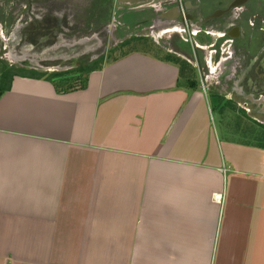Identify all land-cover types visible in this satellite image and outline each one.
I'll return each instance as SVG.
<instances>
[{"label": "crops", "instance_id": "0c3cea01", "mask_svg": "<svg viewBox=\"0 0 264 264\" xmlns=\"http://www.w3.org/2000/svg\"><path fill=\"white\" fill-rule=\"evenodd\" d=\"M261 12L235 18L254 61ZM173 49L106 60L84 89L16 69L0 97V264H264V99L233 57L209 54L202 74Z\"/></svg>", "mask_w": 264, "mask_h": 264}, {"label": "rangeland", "instance_id": "374dc122", "mask_svg": "<svg viewBox=\"0 0 264 264\" xmlns=\"http://www.w3.org/2000/svg\"><path fill=\"white\" fill-rule=\"evenodd\" d=\"M119 1L112 0L106 6L105 0H0V70L13 65L37 73L66 74L62 79L69 77L72 81L77 72L86 71L97 61L104 64L127 51L152 48L163 53L170 48L182 53L189 50L195 67L197 53L200 64L207 69L209 54L191 52L190 45L183 41L182 27L160 29L153 33L154 37L149 25L135 27L134 31L127 29L124 16L135 13L130 11L134 4ZM105 10L110 14L108 18ZM102 12L104 16L98 19ZM149 13L152 12L146 11L145 15ZM198 40L203 45L211 41L203 34ZM195 73L194 77L201 81L197 70ZM72 82L74 88L81 85L80 81ZM239 117L232 115L233 126L242 125Z\"/></svg>", "mask_w": 264, "mask_h": 264}, {"label": "flooded vegetation", "instance_id": "af4514ba", "mask_svg": "<svg viewBox=\"0 0 264 264\" xmlns=\"http://www.w3.org/2000/svg\"><path fill=\"white\" fill-rule=\"evenodd\" d=\"M110 3H106V6ZM153 3L158 4L159 7L157 10L151 8L149 10L152 12L151 14L145 15L148 10L134 13L135 16L139 15L137 17L139 21L134 24L135 27L149 25L153 37L155 36L153 33L160 29L182 27L183 41L186 45H190L192 52L197 50L198 53L203 51L212 54L211 58L216 63L219 62V56L222 53L229 55V58L233 57V61L238 64L239 69L246 70L245 81L247 87L255 93V98L257 100L264 99V0H155L150 2L151 5ZM235 4L242 5L232 8ZM254 7L263 11L253 15L247 25L249 30L257 31L260 36H263L258 51L261 55L256 61H254V57L250 58L251 49L256 42L253 34L247 32L246 34L242 23L235 21L237 10L245 8L249 11ZM129 16L127 19L131 18H128ZM131 30L134 31V26ZM202 34L211 39L208 44L203 45L199 42L198 38ZM189 52L188 50L185 53L189 55ZM196 60L199 69L203 72L205 68L200 64L201 59L197 53ZM206 67L205 70L208 71L207 63ZM258 104H252L251 113L264 117V111L257 110ZM263 105L264 101L261 103V107Z\"/></svg>", "mask_w": 264, "mask_h": 264}, {"label": "trees", "instance_id": "16d2710c", "mask_svg": "<svg viewBox=\"0 0 264 264\" xmlns=\"http://www.w3.org/2000/svg\"><path fill=\"white\" fill-rule=\"evenodd\" d=\"M112 0H105L106 3H109L111 2ZM99 4V3H97ZM111 5V4H110ZM109 5V6H110ZM109 8V7H108ZM93 10V9H92ZM105 14H107V10H105ZM98 15H99V12H98ZM103 15V12H102V15L98 18V19H101ZM110 16V14H107L105 18H108ZM101 63H102V60H100V62H96V63H93V66L90 67L87 66L86 68H88L86 71L82 72H77L76 75H74L72 77V81H80L81 82V85L79 87V89H84L86 87V84H87V78H88V75L91 73V72H94V71H97L99 70L101 67ZM17 70L15 67H10V66H4L3 68H1L0 70V97L7 91L9 90V86L7 87V82H12V79L15 75H17ZM32 75L33 76H37L39 78H46L47 80L53 82L55 84V86L57 87V89H63V90H73V89H76L74 87H72V81L71 79L68 78H65V79H62L64 76H66V74H61V73H54V74H43V73H37L35 71H32Z\"/></svg>", "mask_w": 264, "mask_h": 264}, {"label": "water", "instance_id": "95a60500", "mask_svg": "<svg viewBox=\"0 0 264 264\" xmlns=\"http://www.w3.org/2000/svg\"><path fill=\"white\" fill-rule=\"evenodd\" d=\"M242 5V4H241ZM241 5H234V7H232V8H236V7H240ZM212 103H213V105L214 106H217V104L219 103V99L218 98H216V97H214L213 99H212Z\"/></svg>", "mask_w": 264, "mask_h": 264}, {"label": "built area", "instance_id": "2783aa9c", "mask_svg": "<svg viewBox=\"0 0 264 264\" xmlns=\"http://www.w3.org/2000/svg\"><path fill=\"white\" fill-rule=\"evenodd\" d=\"M210 60H212V59H211V57H210ZM200 71H201V70H200ZM201 73H202V71H201ZM202 74H203V73H202ZM201 82H202V85H203V87H207V86H206V82H205L204 78L202 79V81H201Z\"/></svg>", "mask_w": 264, "mask_h": 264}]
</instances>
